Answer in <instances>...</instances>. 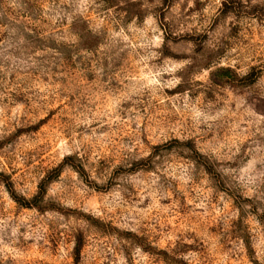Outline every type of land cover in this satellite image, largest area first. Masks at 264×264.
<instances>
[{"label":"rangeland","instance_id":"obj_1","mask_svg":"<svg viewBox=\"0 0 264 264\" xmlns=\"http://www.w3.org/2000/svg\"><path fill=\"white\" fill-rule=\"evenodd\" d=\"M0 174V264H264V0H0Z\"/></svg>","mask_w":264,"mask_h":264},{"label":"trees","instance_id":"obj_2","mask_svg":"<svg viewBox=\"0 0 264 264\" xmlns=\"http://www.w3.org/2000/svg\"><path fill=\"white\" fill-rule=\"evenodd\" d=\"M192 151H193V152H194V151L196 152V150H195L194 148H192ZM189 156L192 157V155H189ZM58 171H59V170H58V168H57V172H58ZM0 175H2V174H0ZM10 183H12V182H11V181H8V184H10ZM43 183H44V182H41V183H40V185H39V187H38V192H37V194H36L35 197H37L38 195L41 196V195L44 193L45 188H44Z\"/></svg>","mask_w":264,"mask_h":264}]
</instances>
